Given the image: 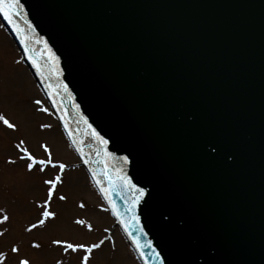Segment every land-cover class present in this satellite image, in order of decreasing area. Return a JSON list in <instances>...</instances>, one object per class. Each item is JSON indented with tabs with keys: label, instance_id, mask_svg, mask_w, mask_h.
I'll use <instances>...</instances> for the list:
<instances>
[{
	"label": "water",
	"instance_id": "1",
	"mask_svg": "<svg viewBox=\"0 0 264 264\" xmlns=\"http://www.w3.org/2000/svg\"><path fill=\"white\" fill-rule=\"evenodd\" d=\"M20 4L0 22L138 263L264 264V0Z\"/></svg>",
	"mask_w": 264,
	"mask_h": 264
},
{
	"label": "rangeland",
	"instance_id": "2",
	"mask_svg": "<svg viewBox=\"0 0 264 264\" xmlns=\"http://www.w3.org/2000/svg\"><path fill=\"white\" fill-rule=\"evenodd\" d=\"M37 100L41 103H35ZM0 114L16 125L12 130L0 122V220L4 215L9 217L0 223L4 264H20L25 259L29 264H81L83 250L65 251L62 245L53 243L56 240L85 245L103 240V245L94 249L89 264H139L85 171L78 166L76 155L1 23ZM21 141V147L37 160L48 159L46 146L53 163L66 166L64 171L51 165L43 171L39 165L28 171L30 161L22 159L25 153L16 147ZM56 175H61L62 183L47 204L55 218L28 231L33 224L38 225L45 210L42 206L48 201L50 185L44 182ZM61 195L66 199L60 200ZM77 220L84 221V225L77 224ZM13 248L18 252H13Z\"/></svg>",
	"mask_w": 264,
	"mask_h": 264
},
{
	"label": "snow or ice",
	"instance_id": "3",
	"mask_svg": "<svg viewBox=\"0 0 264 264\" xmlns=\"http://www.w3.org/2000/svg\"><path fill=\"white\" fill-rule=\"evenodd\" d=\"M21 4H20V0H0V15H3L4 19L7 20L10 24L13 25V28L15 29V31L17 32L18 35H20L21 33V29L18 27V25H16L14 23V18L18 17L20 15V10H21ZM21 41L24 42L25 38L24 36L21 35ZM25 48L26 51H31L30 49L27 48V44H25ZM45 48L47 49V45L45 44ZM49 52V60L52 61L53 63H55L56 61V57L54 56V54H51L50 50H47ZM32 63L34 66L37 67V71L40 72V68L37 65V61L35 59L32 60ZM58 72V69H57ZM41 75H43V73H41ZM50 93H51V87L49 89ZM64 91H67V86H64ZM35 103L40 104L41 102L39 100H37ZM43 111H47V109H42ZM0 122H2L8 129H12L15 130L16 129V125L14 123H11L7 118H5L4 115L0 114ZM65 127L67 128V124H65ZM90 127V126H89ZM92 135L100 142V144L102 145H107L108 141L104 140L103 137H101L98 133L95 132V130H92ZM24 142L21 141L20 144H18L16 147L19 148L23 153H25V156L21 157L22 159H27L28 161H30V163L27 164V169L28 171H32L33 167L36 165L40 166V170L43 171L45 167H47L48 165H51L52 167H58L60 169V172L62 173L65 169V165L63 163L56 165L53 163L52 161V157H51V152L48 150V148L46 146H44L45 152H48V159L47 160H37L29 151L27 148H22L21 145ZM73 143L77 144V141L75 139H73ZM80 152L81 157H84V152L82 151V149H77ZM109 156L111 155L110 153L108 154ZM124 163L127 164L128 163V158L124 157ZM10 163H14V161H10ZM85 163H89V161L85 160ZM103 175L108 177V187L104 188L101 187V193L103 194L104 198L106 200H108L109 204L112 203V201L109 199V194L116 188V187H120L121 185L123 187H126L129 191H132L136 194L135 198L132 200L131 204L129 205V211L133 212V216L131 217L133 220H136L138 223V218L135 216V208L136 206L140 203V200L143 198V196L145 195L143 189L141 188H137L134 184L131 183V181L128 179L127 176L124 175H120L116 177V181H118L119 183L114 182V180L112 179V177L110 175H108L107 173H103ZM93 178H96V173L93 170ZM44 183L50 185L49 191H48V201L45 202V205H43L42 207L45 208V210L42 212V219L39 220L38 225L37 224H33L31 226V228L27 229L28 231H32L33 228H36L38 226H43L45 225L46 221L49 218H55V213L48 211L47 210V204L51 201L52 196L54 191L56 190V187L58 184L62 183V178L61 175H56L54 179L51 180H46ZM97 184H100V181L97 180ZM60 200H65L66 197L61 195L59 197ZM81 208L84 207L83 204L80 205ZM112 212L114 215H116L118 218H120V214L119 212L116 210L115 206L113 205L112 208ZM9 219V217L7 215L3 216V219L0 220V223H4L5 221H7ZM77 224L79 225H84V221L82 220H77L76 221ZM120 223L123 224L125 226V231L129 232V235H131L130 229H129V225L127 223V221H125L124 219H120ZM88 229L91 230L92 226L89 224L87 225ZM0 235H3V233H0ZM53 243L57 244V245H62L64 247L65 251L71 250L72 252H77L79 250H83V252L85 253L82 257V262L81 264H89V259L94 251V249H99L101 247V245H103L104 241L101 240L99 243H93L91 245H85L83 243H79V244H75V243H71V242H66V241H60V240H56L53 241ZM134 243L137 244V248L138 249H142V246L139 244L138 240L134 239ZM36 248H39L40 245L39 244H35L33 245ZM149 247H151V245H149ZM13 252H18L17 248H13L12 249ZM4 260H5V256L3 253H0V264H4ZM20 264H29V261L27 259L25 260H21Z\"/></svg>",
	"mask_w": 264,
	"mask_h": 264
}]
</instances>
